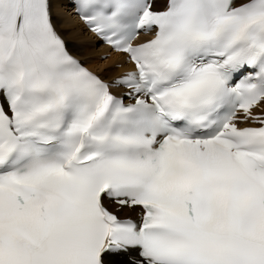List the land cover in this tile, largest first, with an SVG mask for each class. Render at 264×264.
Wrapping results in <instances>:
<instances>
[{"label":"snow or ice","instance_id":"obj_1","mask_svg":"<svg viewBox=\"0 0 264 264\" xmlns=\"http://www.w3.org/2000/svg\"><path fill=\"white\" fill-rule=\"evenodd\" d=\"M0 264H264V0H0Z\"/></svg>","mask_w":264,"mask_h":264},{"label":"bare ground","instance_id":"obj_2","mask_svg":"<svg viewBox=\"0 0 264 264\" xmlns=\"http://www.w3.org/2000/svg\"><path fill=\"white\" fill-rule=\"evenodd\" d=\"M59 19L61 21H63L64 18L61 16V17H59ZM73 23H75V21ZM61 30H63V29H61ZM65 39L69 43H74V44H77V45H83V44L89 42L87 37L81 39L79 33L76 32V31H72V30H69V33H68V35L65 36ZM103 51H104V49H103V47H101L100 49L97 50L96 55H99ZM109 63H111V60L109 61ZM101 66H105V65H101Z\"/></svg>","mask_w":264,"mask_h":264}]
</instances>
